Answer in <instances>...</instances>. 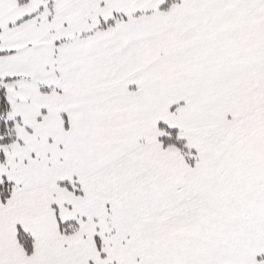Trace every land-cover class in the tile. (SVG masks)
<instances>
[{
  "label": "snow or ice",
  "instance_id": "1",
  "mask_svg": "<svg viewBox=\"0 0 264 264\" xmlns=\"http://www.w3.org/2000/svg\"><path fill=\"white\" fill-rule=\"evenodd\" d=\"M0 264H264V0H0Z\"/></svg>",
  "mask_w": 264,
  "mask_h": 264
}]
</instances>
